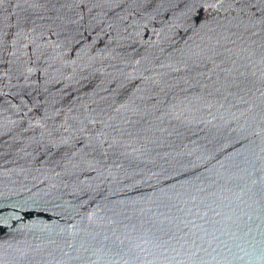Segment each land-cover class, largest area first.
Returning <instances> with one entry per match:
<instances>
[{
    "label": "water",
    "instance_id": "obj_1",
    "mask_svg": "<svg viewBox=\"0 0 264 264\" xmlns=\"http://www.w3.org/2000/svg\"><path fill=\"white\" fill-rule=\"evenodd\" d=\"M0 264H264V0H0Z\"/></svg>",
    "mask_w": 264,
    "mask_h": 264
}]
</instances>
